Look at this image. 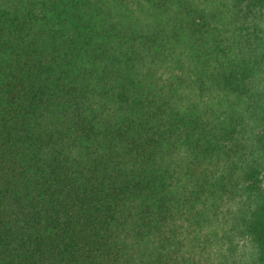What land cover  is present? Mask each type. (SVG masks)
Here are the masks:
<instances>
[{
    "label": "trees",
    "instance_id": "obj_1",
    "mask_svg": "<svg viewBox=\"0 0 264 264\" xmlns=\"http://www.w3.org/2000/svg\"><path fill=\"white\" fill-rule=\"evenodd\" d=\"M0 264H264V0H0Z\"/></svg>",
    "mask_w": 264,
    "mask_h": 264
}]
</instances>
